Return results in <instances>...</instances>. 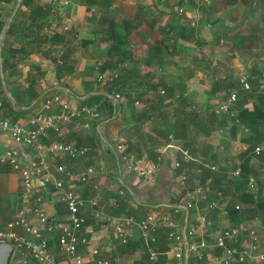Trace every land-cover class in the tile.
<instances>
[{"label": "crops", "instance_id": "crops-1", "mask_svg": "<svg viewBox=\"0 0 264 264\" xmlns=\"http://www.w3.org/2000/svg\"><path fill=\"white\" fill-rule=\"evenodd\" d=\"M14 1L0 0V29L11 12ZM52 6L57 8L54 13H51ZM178 8L182 12H178ZM40 24L43 25L42 28ZM63 24H68L67 30L61 28ZM8 28L9 34L5 33L2 45L6 62L3 75L14 103L9 102L13 106L11 110L2 100L0 117L24 123L38 106L41 100L37 99L38 95L52 86H61L66 90L56 88L49 90L50 94L62 93L73 107L82 104V99L88 93L84 94L85 87L83 88L81 78L83 75L90 77L95 64L100 63L105 74L114 73L117 78L131 83L130 89L143 90V99L148 98V93H154L161 101L160 105L154 106L150 100L147 105L143 104V111H138L139 113L132 111V104L127 102L123 104L122 110L127 109L130 115L135 117L129 127H121V122L118 121L121 116L110 122L112 127L127 131L125 133L123 130L120 137L123 134L125 139L131 141H135L137 137L134 133L135 127L139 128L138 134L142 144L139 160L148 163L151 161L147 157V149L151 148L150 142L145 145L144 141L155 138L157 123L163 126L166 125V120L173 122L175 117L186 123L190 121L188 131L194 142L189 147H181L176 138H169V142L161 148L155 147L156 143L154 144L152 152L157 153L158 163L154 164L156 168L150 182L144 181L129 168L128 161L120 160L118 152H114L113 148H110L109 154L105 156L99 154L95 157L94 153L88 155L86 152L75 159L64 155L45 157L48 171L61 178L64 187L70 185L68 181L71 182V179L85 171L91 164L89 158L93 160V171L86 181L75 182V191L81 198H96L95 208L85 203L80 210L84 222L78 235L84 236L90 243L88 246L79 244L78 253L85 257L88 248L97 247L100 248L99 256L110 259L113 264H150L147 258L149 251L162 252L160 250L165 247L166 228L158 226L143 237L137 228L132 227L128 231V241L137 243V246L133 250L121 252L120 246L123 244L113 238L112 225L116 218L134 216L132 210L138 209L135 203H143L140 201L145 200L149 204L143 203L146 206L139 208L141 214L150 211L166 212L182 233L186 223L193 222L195 217L192 209L188 210L184 206L183 199L178 204L169 205L170 202H175L171 192L172 186L179 185L175 173L178 168L173 169L172 161L180 156L176 149L168 146L173 144L178 148L196 151L199 142L205 147L204 155L211 156L214 162L202 163L203 166L209 169L213 167V172L217 171L223 175L219 185L226 192H221V198L217 200L218 211L211 219L213 225H209L210 230L206 228L203 240L206 244L210 243L214 231L211 228L243 223L248 229L257 231L260 239L256 246L264 250V224L260 218L249 217L248 212L244 213V209L253 205L251 197H255L256 191L264 197V152H252L255 145L264 142V87L260 88L258 82L260 73L264 71V0H66L62 4L46 0H28L27 4L18 6ZM44 35L47 36L46 41ZM47 41V48L51 51L36 47L41 43L46 44ZM77 48L82 50L83 57L86 56L80 57L82 60L79 58L80 53L78 57L74 54ZM175 58L178 59L177 62H172ZM84 59H92V64L84 66ZM41 61H46L51 70L46 73L52 74L53 77L49 87L47 84H34L38 80L37 75L36 79L32 75L35 72L32 66ZM182 61H188L189 66L187 63L184 68L179 67ZM75 75L78 77V83L72 84L70 77ZM136 78L139 80L135 81ZM31 80L33 81L30 87ZM61 81L65 84L60 83ZM243 82L249 84V89L242 87ZM89 87L92 90L89 94L95 93L96 90L109 97V94L98 88L95 81L89 83ZM11 88L15 90V94ZM167 88L175 93L172 98L163 95ZM201 90L208 93L206 99L197 96ZM232 90L236 92V100L228 106L227 111L217 113L216 107L226 100ZM180 95L183 101L180 100ZM112 103L116 104L115 101ZM168 104L174 108L166 114L164 106ZM241 109H245L247 113L254 110L252 116L255 117L239 122L237 114ZM12 111H18L19 114ZM173 112L176 113L171 117ZM93 123L102 128V134H97L96 130L93 132L94 127L90 124L88 129H85L87 127H82L81 121L74 120L57 133L50 132L47 138L40 137L39 140L43 144L67 142L73 145L80 140L81 147L86 146L85 143L89 140L93 145L103 142L113 146L115 139L113 136L109 137L108 133L110 123L102 119L101 114L98 121L96 120L97 124ZM144 123H149V129L143 126ZM100 147L103 150L101 145ZM2 148L18 149L22 153L24 165L35 157L33 146L20 145L7 133L0 131V149ZM189 153L195 160L182 162L181 171L185 176L187 170L191 171L194 186L198 181L199 171L196 164L201 158L197 151L196 156L190 151ZM126 154H129L127 157L138 160L134 158L133 153ZM58 165L71 177H67L64 172H58ZM130 171L133 172L131 180L127 175ZM241 175H246L251 185H241ZM21 183L19 173L12 171L8 165L0 164V228L15 218L20 211H24L31 224H37L35 218L30 215L34 201L23 197ZM34 184L38 188L37 193L41 194L42 207L49 219L55 217L54 224L58 225L57 227L66 224V210L59 202L58 196L44 193V188L52 189L51 184H41L39 180H34ZM210 185L207 178L203 186H207L209 192L222 191L213 190ZM229 205H237V208L233 207L237 209L238 223L230 218ZM181 206L187 210L186 217ZM173 207L177 208L176 212H173ZM95 211L99 213L98 216L94 215ZM57 234L54 230L48 235L50 255L53 264H66L67 258L57 249ZM150 238L153 248L149 245ZM185 251H182L183 262ZM22 252L24 255L13 256L10 264H32L27 253L24 250ZM165 260L163 254L158 255V261ZM189 261L193 259L187 252L186 264ZM247 262L248 260L243 264Z\"/></svg>", "mask_w": 264, "mask_h": 264}, {"label": "built area", "instance_id": "built-area-1", "mask_svg": "<svg viewBox=\"0 0 264 264\" xmlns=\"http://www.w3.org/2000/svg\"><path fill=\"white\" fill-rule=\"evenodd\" d=\"M46 1L58 4L66 2V0ZM50 9L51 13L57 10L54 6ZM177 11L182 12L180 8ZM61 28L67 30L68 24H63ZM111 77H115V74L110 73L107 77L97 75L96 79L99 82L100 90H103ZM258 82L260 88H263L264 71L260 73ZM242 87L249 89L250 86L248 83L243 82ZM43 96L34 112L24 123L0 117V131L7 133L20 145L33 146L35 149V157L24 165L21 158L22 153L18 149L2 148L0 149V164L8 165L12 171L19 173L22 180L23 197L34 201L30 215L37 221L36 225L31 224L24 211H20L15 218L7 221L5 226L0 228V241L9 243L14 252L24 250L28 258L32 260V264H53L49 251L48 235L56 230L58 232L56 239L57 249L67 258L66 264H113L110 259L99 256L100 248H88L85 257L77 252L79 244L88 246L90 243L84 236L78 235V231L84 222L80 215V210L85 203L95 208L96 198H81L80 194L75 191L77 187L75 182H85L88 178L87 175L91 173L92 169L86 168L85 171L80 172L75 178L71 179V182L68 181L70 183L69 186L64 187L63 180L52 175L45 164L46 156L64 155L69 159H75L79 155H83L87 148H77L67 142L43 144L39 140L40 137L47 138L50 132L57 133L67 127L74 121V117L80 116V113L94 121H98L100 115L95 105L80 104L73 107L63 97L62 93L44 94ZM113 97L117 100L120 95L114 94ZM235 100L236 92L232 90L226 100L218 105V110H222L221 112L227 111L228 106ZM1 105L2 98L0 96ZM82 126L89 127L88 121H84ZM174 149L179 152L180 157L172 161L173 168H180L182 162L188 163L194 160L187 149L178 147ZM116 152H118V158L124 162L128 161L129 168L134 170L141 178L147 180V182L152 181L156 168L153 163L127 157L124 152H121V149L120 151L116 149ZM252 152H264V142L255 145ZM56 169L58 172H64L67 177H71L62 166L58 165ZM177 176L179 185L183 186L186 179L185 173L181 171ZM36 179L41 181V184H51L52 189L44 188V193L58 196L59 202L66 210V224L57 227L58 225L54 224L55 217L49 219L46 215L42 207L41 194L37 193L38 188L34 184ZM249 185L251 184L249 183ZM208 192L209 188L207 186L195 183L191 189L182 194L181 200H184V206L188 210L192 209L195 217L194 221L197 222L186 223L182 233L169 214L161 211H150L138 218L132 215L116 218L112 225L113 238L119 243L125 244L128 241V231L132 227L137 228L142 236L146 237L149 232L154 231L158 226H162L166 228V250L162 252L149 251L147 258L150 264H184L182 260L183 250L190 253L194 264H243L250 257L248 252L253 247L245 248L246 245L242 247V229H236L234 226L226 229V226H221L217 227V229H211L214 231L210 237L211 241L209 244H206L202 238L203 234L207 232L206 225H213L212 220L209 218L210 214H207V211L215 208L218 204V198H221L220 192H216V199L208 200L203 207H200V199H204ZM234 207L237 208V205ZM172 210L176 212L177 208L173 207ZM98 214L97 211L94 212L95 216H98ZM246 230L250 231L252 229H243L244 232H247ZM253 232L255 233L254 230ZM206 248H210V252ZM211 250H215V252H211ZM159 254H163L166 257L164 262L158 261Z\"/></svg>", "mask_w": 264, "mask_h": 264}, {"label": "trees", "instance_id": "trees-1", "mask_svg": "<svg viewBox=\"0 0 264 264\" xmlns=\"http://www.w3.org/2000/svg\"><path fill=\"white\" fill-rule=\"evenodd\" d=\"M27 3H28V0H22L21 1V5L27 4ZM9 31H10V28H8V30L6 31V34H9ZM1 58H2V68H3V72H4V69L6 67V62H5V58L3 57V47L1 49ZM8 66H9V64H8ZM32 70H35V71L39 70L38 65L32 66ZM93 71L94 72H93L92 75H90V77H88V75H83L82 78H81L82 83H83L82 85H84L83 88L85 87L84 94H87L88 93V95L84 99H82V104H86L87 106H93V105H95L96 110L98 111L99 115L103 113L102 111L104 109H107L108 114H107L106 118L107 117L110 118V117L118 116L119 114H117V115H115V114L117 113V109H119L120 104H126L127 102H130L131 103V102L137 101V100L140 99L139 96L141 94H143L142 93L143 90H141L142 91V92L140 91L141 94H139L137 96H133L131 94V92L127 89L128 85H129V87L131 86V83L125 82V80L120 79V78H117L118 76L116 74H115V77H111V79L108 82V84L105 85L106 88L104 87L103 90L107 94H110V95L118 94V95L122 96L123 97L122 98L123 99V102H121V103L116 102V104L115 103H112V101H111V99L109 97H107L103 93H99V91H96V90H94L95 93L89 94L92 91V90L89 89L90 88L89 87V83H92V82L95 81V83L97 85H99V82L96 79L97 78V75H102V76H105V77H107V75H108V74H105L103 72V69H102L100 63H96L95 64ZM58 77L59 76H57V74H56V78H58ZM32 81L33 80H31V82H29V86L30 87H31ZM174 94L175 93L172 92L171 89L167 88L164 91V94L163 95L165 97H167V98H172L174 96ZM0 95H2L1 89H0ZM2 100H3L4 105L7 106L8 108H10L12 110V107L13 106L9 103V101H7L4 98L3 95H2ZM180 100L183 101V97L181 95H180ZM12 112L15 113V114H19L18 111H12ZM176 112H173L171 114V117ZM252 115H254V110L247 113L245 111V109H241L238 112V114H237V119H238L239 122L240 121L243 122V121L247 120L248 118L255 117V116H252ZM88 118H87V116L85 117L84 114H81L80 113V116L78 115V116L74 117V120L81 121V124L84 121H88V123L90 125H93L92 127H94L93 128V132H94L95 131V124L93 122L96 123V121H94L92 119H88ZM166 121H167L166 122V125H163V126L162 125L160 126L158 123L156 124V126H155V135L157 136V138L155 136L154 139H150V141H149L150 142V145H151V148L149 147L147 149L148 150L147 157L149 159H151L150 162H152L153 164L158 163L157 162L158 160L156 158L157 157V153L155 151L152 152V150L154 149V144H153L154 141H156V140L159 141L156 144L163 143V144H160V146H161V145H164L165 143H168L169 142V138L170 139H175L176 138L178 144H180L181 147L183 146L185 148L189 147L194 142V139L190 136L189 131H188V126H189L188 123L190 121L186 123L182 119L180 120L179 117H175V120L173 122L172 121H169V120H166ZM197 124H198V126H200L198 122H197ZM138 130H139V128L138 127L137 128L135 127V129H134L135 132L134 133L137 134V135L135 134L137 136L136 139H135V141H131V140H128V139L125 140V151H124V153L125 154L126 153H130V152L133 153L135 155V156L133 155L135 159H138V157L140 156V147H141V145H140L141 144V139L139 138L140 137V134H138V132H139ZM158 139H160V140H158ZM107 144L108 145H106L103 148V146L105 144L102 143V149L103 150H101V148H100V150H101L99 152L100 156L101 155H104L105 156L107 153L109 154L110 149L108 147H110L111 149L113 148L112 150L114 152L116 151L115 147H113V146L111 147V145H109V143H107ZM156 144H155V147H156ZM81 145H82V143L80 142V140H77L75 142V145L74 146L78 148V147H81ZM85 145L86 146H82V147H86L87 149L91 150L94 153L93 150L95 149L94 148L95 145H93L91 142H89V140L85 143ZM194 150L195 149H189L188 148V151H190L195 156L198 155L197 153H200V155H198V156H200V158H201V161H200L201 163L199 162V163L196 164L197 165L196 167L199 170L198 171V177H197L198 178L197 183L203 186L204 183H205V181L207 180V178H209L210 183H211V185H210L211 189H213V190H215V189L220 190L221 189L222 190L221 191L222 194H225L226 192L219 185L220 184L219 183L220 182V179L223 177V175L220 174V172H217V171L213 172L214 170H211V169H209L207 167H204L203 164H202V163H214L212 161L213 159L211 158V156H207L206 157L204 155V153H205L206 150H205V147L203 146V144L201 145L200 148H198V150L196 149L197 153ZM127 156H129V154H127ZM89 159L91 160V164L88 165L86 168H88V167H90L92 165V161L93 160L91 158H89ZM189 167H191L193 169L192 166H189ZM173 169H175V168H173ZM181 170H182V167L178 168L176 170V172H175L176 175H179V173L181 172ZM219 171L222 172V169L219 168ZM127 175H128L129 180L133 179V172L132 171H130L129 173H127ZM190 175H191V171H188L187 170V176H186V180H185L184 185L181 186V185L176 184V185L172 186V191L171 192H172V194H173V196L175 198V202L172 201V202L169 203V205H172L173 203H177V204L180 203L181 202V196H182V194L185 191H187V190H189V189H191L193 187V183L191 181V178H190V181H187V179H188V177ZM89 176H90V174L87 175V177H89ZM241 178L243 179L242 180L243 183H241V185L249 184L248 183L249 180L247 179L246 175H244V176L241 175ZM76 183H78V182H76ZM123 183H125V182H123ZM127 183H129V181H127ZM123 189H125V188H123ZM127 193H128V191H127ZM259 194H260L259 191H256V193H254L255 197H251V202H252L253 205L251 207L247 208V209H244V213L245 212H248L249 213V215H248L249 217L256 216V217L260 218L262 224H264V197L263 196L261 197ZM215 198H216V195H215V193H213V191L208 192L205 195V198L200 203V206H202V204H204L208 200L215 199ZM119 201L121 202V200H119ZM140 202H143V203H146L147 202L146 204H149V202L148 201H145V200H142ZM143 203H139V202L135 203V205L137 206L138 209H133L132 211H133L134 216L136 218H138L139 216H142L144 214V213L141 214V212L139 211V208H141L143 206H146V204H143ZM233 206L234 205H229V207H228L229 216H230V218H232V221H234L235 223H238L239 218H238V215H237V209H235ZM169 207L171 208L172 206H169ZM138 214H140V215H138ZM149 241H150L149 242L150 248H153V244L151 242V238L149 239ZM135 246H137V243H134L132 241H127L125 244H123V245L120 246V251L121 252H125V251H129V250H133L135 248ZM165 250H166V245H165V247H162V250H160V251H165Z\"/></svg>", "mask_w": 264, "mask_h": 264}, {"label": "rangeland", "instance_id": "rangeland-1", "mask_svg": "<svg viewBox=\"0 0 264 264\" xmlns=\"http://www.w3.org/2000/svg\"><path fill=\"white\" fill-rule=\"evenodd\" d=\"M21 4V3H20ZM43 26V25H42ZM42 26H41V24H40V27L42 28ZM45 36V35H44ZM46 37L47 36H45V41H46ZM49 40V39H48ZM51 42V41H50ZM48 43V41L46 42V44H42L41 43V45H36V47L38 48V49H40L41 47H43V48H45V50H50L49 48H47V46L49 45V44H47ZM77 45V44H76ZM44 50V51H45ZM75 51V56H79V54L78 53H80V56H79V58L81 57V58H85L86 56H84L83 57V55H82V50L80 49V50H78V48L77 49H75L74 50ZM3 56H4V54H3ZM80 58V59H81ZM82 60V59H81ZM85 60V59H84ZM177 60L178 59H176L175 58V60L174 61H172V62H177ZM93 60L92 59H90V60H85V63L86 64H84V66L85 65H89V64H92L91 62H92ZM179 63H181L180 62V59H179ZM187 63H188V61H182V65L181 66H179V67H182V68H184L186 65H187ZM169 64V63H168ZM167 64V65H168ZM189 64L190 63H188V66H189ZM35 65H39V67L38 68H40L39 70H37V71H35L32 75H33V77L36 79V75H37V80L38 81H35V83L34 84H38V83H42L44 86H46V84H47V86L49 87V85L51 86L52 85V81H53V77H52V74H46V73H48L47 72V70L48 71H50L51 72V70H50V68H49V66L47 65V62L46 61H41V62H37V64H35ZM166 65V66H167ZM168 67V66H167ZM42 69V70H41ZM154 69V68H153ZM153 69H151L152 71H155V72H158V71H156V69L155 70H153ZM168 69H172V68H168ZM147 71V70H146ZM4 74V73H3ZM108 76V75H107ZM157 78V77H156ZM76 80H77V82H76ZM137 80H139V78H136V80L135 81H137ZM205 80H207V79H205ZM62 82H64V81H61L60 83H62ZM10 83V82H9ZM70 83H72V84H76V83H78V77L75 75V76H71L70 77ZM34 84H33V86H34ZM64 84H65V82H64ZM23 87V89H26L24 86H22ZM98 87L100 88V86L98 85ZM105 88H106V86H104ZM130 87H132V84H131V86ZM200 87H204V88H206L205 86H200ZM141 88V87H140ZM32 89H33V87H32ZM127 89L131 92V94L133 95V96H137V95H139V94H141L140 93V90L139 91H135V90H132V89H130L129 88V85H128V87H127ZM142 89V88H141ZM11 91L15 94V90L13 89V88H11ZM28 91L29 90H27L26 91V93H27V96H29V94H28ZM142 92V91H141ZM46 94H50L49 92L48 93H46ZM143 95L144 94H141L140 96H139V100L138 101H136L137 103H134V102H129L130 104H132V111H134V112H141V111H143L142 110V107H143V104H144V106H145V104L147 105L148 103H149V101L150 100H152V102L154 103V106H156V105H160V103L159 102H161V101H159V99H157L158 97H157V95H155L154 93H148V98L146 97V100L145 99H143ZM159 95H162V94H159ZM208 95V93L206 92V91H200V93H199V95H197V96H199V97H205V99H206V96ZM31 96V95H30ZM112 96H114V95H112ZM209 96V95H208ZM44 97V96H43ZM43 97H41V99L43 98ZM161 97H164V96H161ZM198 97V98H199ZM123 97H119L118 99H117V101H115V102H123V99H122ZM112 102H114L113 100H111ZM164 101V100H163ZM162 101V102H163ZM174 101H175V99H174ZM159 103V104H158ZM122 107H123V104H120V106H119V109H117V113L115 114V115H117V114H119L118 116H114V117H107L106 118V116H107V114H108V111H107V109H104L102 112V114H101V116H102V119H104L107 123L109 122H111L113 119H115V118H119V116H121V120L119 119L118 121L119 122H121L120 123V125H121V127L123 128L124 126L125 127H129L128 125H130L131 124V122H133V120H134V116H131L130 115V111H128L127 109H125V110H122ZM136 107H137V109H136ZM173 108H174V106H171V105H165L164 106V112L166 113V114H169L170 113V111H172L173 110ZM216 109H217V113H222L220 110H218L219 109V107L217 106L216 107ZM106 110V111H105ZM138 112V113H139ZM132 115H134L133 113H132ZM156 115H158L157 113H156ZM106 118V119H105ZM155 118V117H154ZM157 121H158V119H157ZM125 123H127V124H125ZM110 125V127H109V130H108V133L110 134L109 135V137L111 136H113L114 137V139H115V142H114V144H113V147H115V149H118L119 151H120V149H121V152H124L125 151V137H124V135L122 134V136L120 137V134H121V132L124 130V129H122V130H120V129H117L116 127H112V125H111V123L109 124ZM91 126H93V125H91ZM143 126H145L146 128H148L149 129V123H144V125ZM131 128L133 129V127L131 126ZM85 129H88V127L87 128H85ZM95 130L97 131V134L98 133H100V134H102V128H98V126H95ZM124 132L125 133H127V131H125L124 130ZM133 132V131H132ZM116 133V134H115ZM123 137V138H122ZM120 142H122V143H120ZM146 142H148L149 143V141H144V143H145V145H146ZM153 142V141H152ZM155 143H157V142H159V141H154ZM153 142V144H155ZM102 143L103 142H99V143H97L96 145H95V149L93 150L94 151V155L93 156H95V157H97V156H99V152L101 151L100 150V145L102 146ZM124 143V144H123ZM160 144H163V143H160ZM160 144H156V146H157V148H161V146H160ZM106 145H108L107 143H106ZM106 145H104L103 146V148L106 146ZM124 146V147H122V146ZM140 145H142V144H140ZM118 146H119V148H118ZM111 147H112V145H111ZM201 147V144H200V142L197 144V149L198 148H200ZM109 149H110V147H108ZM170 148H175V145H173V144H171V146H170ZM220 148V147H219ZM107 149V148H106ZM221 149V148H220ZM86 152L87 153H89L88 155H91L93 152L91 151V150H89L88 151V149L86 150ZM85 152V153H86ZM216 153V152H215ZM127 155V154H126ZM195 160V159H194ZM197 161H199V160H197ZM154 165V164H153ZM155 166V165H154ZM215 167V166H214ZM88 168H91L92 169V166H90V167H88ZM93 170V169H92ZM134 171V170H133ZM89 174H91V173H89ZM190 178H191V181H192V179H193V177L192 176H189L188 177V179H187V181H190ZM143 179V178H142ZM144 180V179H143ZM186 180V179H185ZM185 180H184V183H185ZM89 181V180H88ZM88 181L86 182V183H88ZM144 181H146L147 182V180H144ZM84 183V182H83ZM188 183V182H187ZM220 192V194H221V191H219ZM213 193H215V194H217L216 193V191H214ZM201 200V199H200ZM236 204H238V203H236ZM239 205V204H238ZM239 207H240V205H239ZM218 211V208H212V209H210L209 211H207L208 213L207 214H210L209 215V218L210 219H213L214 218V215L216 214V212ZM237 215H238V213H237ZM196 221H194V223H195ZM197 223V222H196ZM223 226H226V224H224ZM234 226V228H236V229H242V231H241V233H242V238H241V240H242V244H243V246L242 247H244L245 245H246V247L245 248H251V247H253L252 249H250L249 250V258H248V262L246 263V264H255L256 262H254V261H261V262H263L264 261V250L262 251L260 248V246L259 247H257V246H255L256 244H257V242L259 241V239H260V236H259V234L257 233V231L255 230V232L256 233H254L253 232V230H250V231H247V232H244L243 231V229H246V228H249V227H247V226H244L243 225V223H240V224H238V225H232V226H226V229L227 228H229V227H233ZM206 228L209 230V224H207L206 225ZM214 228H216V227H214ZM214 228H211V229H214ZM263 232V231H262ZM205 238V237H204ZM258 248L260 249V250H258ZM207 250H209V252H210V248H206ZM211 252H215V250H211ZM255 252H257V253H255ZM190 260H191V258H190ZM192 261H189V263L188 264H192L191 263Z\"/></svg>", "mask_w": 264, "mask_h": 264}, {"label": "water", "instance_id": "water-1", "mask_svg": "<svg viewBox=\"0 0 264 264\" xmlns=\"http://www.w3.org/2000/svg\"><path fill=\"white\" fill-rule=\"evenodd\" d=\"M20 3H21V0H15L14 1L13 7L11 9V12L5 18V20H4V22H3L2 26H1V29H0V51H1V47L3 45V40H4V37H5L6 30H7L8 26H9V23L11 21V18L13 16V14L17 10V8L20 5ZM0 88H1V92L4 95V97L11 104H13L14 103L13 97L10 94L9 90L7 89L6 84H5V81H4L1 54H0ZM56 88L57 89H60L62 91H65L66 90V88L61 87V86H52V87H49V88L44 89L38 95L37 99L41 98L49 90L56 89ZM109 97L112 99V96L111 95H109ZM40 183H41V181H40ZM181 207L184 210L185 217H186L187 210H186V208L184 206H181ZM18 255H24V254H23L22 251H16V252H14L12 246L9 243H7V242H1L0 241V264H10L11 258L13 256H18ZM186 261H187V251H185V255H184V264H186Z\"/></svg>", "mask_w": 264, "mask_h": 264}, {"label": "clouds", "instance_id": "clouds-1", "mask_svg": "<svg viewBox=\"0 0 264 264\" xmlns=\"http://www.w3.org/2000/svg\"><path fill=\"white\" fill-rule=\"evenodd\" d=\"M0 54H1V51H0ZM110 95V94H109ZM112 96V95H111ZM112 99L114 100V101H116V99H114V97L112 96Z\"/></svg>", "mask_w": 264, "mask_h": 264}]
</instances>
